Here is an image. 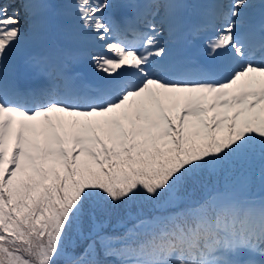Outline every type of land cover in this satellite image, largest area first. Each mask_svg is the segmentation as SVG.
<instances>
[{
    "label": "snow or ice",
    "instance_id": "1",
    "mask_svg": "<svg viewBox=\"0 0 264 264\" xmlns=\"http://www.w3.org/2000/svg\"><path fill=\"white\" fill-rule=\"evenodd\" d=\"M0 264H264V0H0Z\"/></svg>",
    "mask_w": 264,
    "mask_h": 264
}]
</instances>
